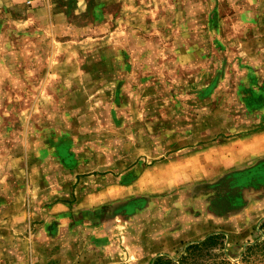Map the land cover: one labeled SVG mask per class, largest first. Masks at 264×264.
Listing matches in <instances>:
<instances>
[{"label":"rangeland","instance_id":"rangeland-1","mask_svg":"<svg viewBox=\"0 0 264 264\" xmlns=\"http://www.w3.org/2000/svg\"><path fill=\"white\" fill-rule=\"evenodd\" d=\"M111 2L123 5L121 13L106 20L97 8L78 16L85 32L66 43L43 32L28 36V4L0 0V207L11 199L9 187L26 182L27 169L41 172L39 148L55 139L108 143L112 151L117 141L126 154L264 130V0ZM41 21L46 17L34 23ZM53 55L83 62L46 63ZM53 69L83 80H66L54 94L55 81L45 78ZM73 86L95 94L71 95ZM254 171L157 198L147 215L125 217L131 228L101 253H91L83 237L71 243L67 235L62 246L58 236L47 239L65 228L56 221L42 226L28 216L19 223L10 220L17 210L0 208V264H153L158 256L178 260L213 233L226 235L224 246L206 264H264L263 249L248 260L246 253L247 243L263 236L264 171Z\"/></svg>","mask_w":264,"mask_h":264},{"label":"crops","instance_id":"crops-1","mask_svg":"<svg viewBox=\"0 0 264 264\" xmlns=\"http://www.w3.org/2000/svg\"><path fill=\"white\" fill-rule=\"evenodd\" d=\"M5 1H10L9 6L22 1L28 4L29 17L34 15L33 20H29L31 23L25 24L29 28L28 36L43 32L47 37H55L66 43L73 42L85 32L83 28L88 24L80 25L78 16L92 15V11L98 8L107 20L121 13L123 8L121 3L114 5L116 3H112V0H98L99 3L94 0ZM111 6L117 9L112 10ZM41 15L46 17V21L35 24ZM39 42L36 46H39ZM47 62L78 64L83 60L81 57L70 59L53 55ZM71 74L74 75L60 71L56 73L54 69L50 71L45 78L55 81L52 83V93L59 94L60 90H65L66 80H83L81 73ZM58 80L59 83H56ZM57 84H61L62 88L58 89ZM72 88L73 92H69L71 95L95 94L86 90V86ZM69 140L55 139L54 146L45 143V147L39 148L41 158L36 166L41 168V172L36 174L33 167L27 169L26 182L15 184L5 191L11 199L0 208L17 210L10 220L19 223L27 221L28 216L30 219L37 216L36 221L42 226L56 221L65 228L53 231L54 236L47 239L54 240L58 236L57 244L62 246L68 242L67 235L71 243L83 237L81 240L84 245L85 242L88 244L91 253L107 252L108 246L116 242L118 236H123L126 228H131L123 221L125 217L131 222L143 214L147 215L157 198H163V195L181 186L215 185L224 176L246 169L247 177L254 170L264 171L259 164L264 162V130L247 132L244 139H227L206 145L201 143L197 147L176 150L165 146L159 152H155V149L143 150V153L142 150H134L126 154L122 151V143L117 141L112 151L108 143L93 147L86 145L88 139H82L79 146H71ZM108 151L115 156L109 155ZM250 183L247 181L241 187L247 189ZM245 196L247 198V191Z\"/></svg>","mask_w":264,"mask_h":264},{"label":"trees","instance_id":"trees-1","mask_svg":"<svg viewBox=\"0 0 264 264\" xmlns=\"http://www.w3.org/2000/svg\"><path fill=\"white\" fill-rule=\"evenodd\" d=\"M261 230L263 232L262 237L247 243V260L258 255V248L264 250V225ZM225 236L224 233L211 234L204 240L191 243L178 260L171 258L170 256H158L154 259L153 264H206L211 258H216L219 255V252L224 246V243L221 240L222 238H225ZM217 244H221V246L214 249ZM205 250H207L206 253ZM206 256L207 258H205ZM201 257L204 258L203 261L200 260Z\"/></svg>","mask_w":264,"mask_h":264}]
</instances>
